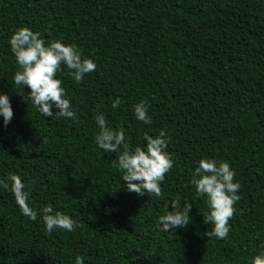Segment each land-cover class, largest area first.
Segmentation results:
<instances>
[{"label": "trees", "instance_id": "trees-1", "mask_svg": "<svg viewBox=\"0 0 264 264\" xmlns=\"http://www.w3.org/2000/svg\"><path fill=\"white\" fill-rule=\"evenodd\" d=\"M20 28L95 61L80 83L58 73L78 119L42 116L14 85L8 40ZM0 92L14 112L7 127L0 118V178L20 175L38 212L23 216L0 189V264H250L264 251V0H0ZM141 100L151 124L134 117ZM98 112L130 147L166 130L174 167L160 197L128 190L120 152L95 142ZM204 157L227 161L241 185L222 240L190 183ZM177 197L189 224L167 233L159 217ZM48 205L80 226L46 231Z\"/></svg>", "mask_w": 264, "mask_h": 264}, {"label": "clouds", "instance_id": "clouds-1", "mask_svg": "<svg viewBox=\"0 0 264 264\" xmlns=\"http://www.w3.org/2000/svg\"><path fill=\"white\" fill-rule=\"evenodd\" d=\"M8 44L19 69L14 74L13 82L20 88V92L25 87L29 89L26 100L46 118L59 116L78 119L58 73L66 68L75 82L80 83L85 75L96 71L95 61L85 58L77 45L65 44L62 40L46 41L40 32L30 28L15 31ZM120 104L121 100L117 98L111 107L115 109ZM54 109L58 111L54 112ZM133 114L137 121L152 123L149 106L144 100L135 104ZM13 115L10 97L0 92V118L4 127L11 122ZM94 119L98 128L95 135L97 146L105 152H120L115 166L123 173L122 179L128 190L139 195L146 193L160 197L166 174L174 167L173 157L167 151L169 141L166 130L161 129L155 137L145 134V144L130 147L126 142L125 132L112 128L103 113L98 112ZM235 176V170L227 161L208 157L201 158L194 169L190 183L197 196L206 198L209 208L206 213L207 222L213 225L209 237L221 240L228 237L231 229L229 221L236 211L234 205L240 199L238 192L241 185L235 180ZM0 189L12 193L23 216L32 221L38 219V212L30 206V190L20 175L13 173L0 178ZM169 206L171 211L168 210L159 217V225L163 231L174 233L177 229L186 228L191 208L187 203L181 204L179 197L173 199L166 208L169 209ZM40 211L48 232L56 229L71 232L80 226L72 217L54 210L51 205ZM74 264H85L84 257L76 256ZM250 264H264V251L253 256Z\"/></svg>", "mask_w": 264, "mask_h": 264}]
</instances>
